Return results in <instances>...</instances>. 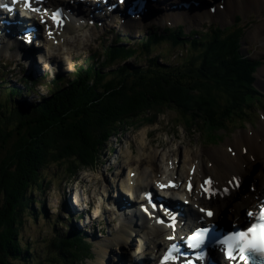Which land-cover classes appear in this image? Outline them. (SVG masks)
Segmentation results:
<instances>
[{
    "label": "trees",
    "instance_id": "obj_1",
    "mask_svg": "<svg viewBox=\"0 0 264 264\" xmlns=\"http://www.w3.org/2000/svg\"><path fill=\"white\" fill-rule=\"evenodd\" d=\"M224 42L211 41L196 48L192 52L195 62L188 59L171 74L155 60V68L151 66L135 80L125 71L110 79L79 76L71 88L31 111L0 112V264L39 261L34 255L29 260L30 247L20 235L26 217L36 219L34 193L43 192L46 181L41 170L54 164L72 176L92 167L117 129L139 121L151 107L169 106L192 120L197 118L192 113L200 109L207 124L215 127L243 115L248 75L236 58L226 71L217 68L216 59L225 61L221 56ZM214 80L220 87H212ZM66 244L72 264L89 255L76 242Z\"/></svg>",
    "mask_w": 264,
    "mask_h": 264
},
{
    "label": "bare ground",
    "instance_id": "obj_2",
    "mask_svg": "<svg viewBox=\"0 0 264 264\" xmlns=\"http://www.w3.org/2000/svg\"><path fill=\"white\" fill-rule=\"evenodd\" d=\"M209 2H211V0H209ZM226 2L227 4L229 2L232 4L234 11H240L242 13L247 11L248 8L257 9L258 7L263 5V3H261V1L259 0H246L240 2H238V0H227ZM204 8L205 7H203L199 11H204L203 10ZM227 8H229V5L227 6ZM196 12L197 10L193 12L194 16ZM222 15L224 16L223 17L224 21H226L228 19V15L225 14L224 12H222ZM211 16H207V17H211ZM199 19L202 20L203 18L201 17ZM194 21L196 22V24L200 22L197 19H194ZM119 22H121V20ZM133 26L134 24H132V22L126 21L123 26V29L127 30ZM262 29H264V27L260 26L256 29V31H261ZM76 30H77L76 26H71L68 29V31L70 32H75ZM67 37H68L67 30H65V32L61 36H57L56 38L59 40L58 45L63 44V40ZM14 41L18 46L19 41L18 40H14ZM169 43L171 44V42ZM192 62L193 60H191V63ZM36 63L38 64V62ZM216 63H218L217 60ZM16 64L19 65L18 63ZM262 74H264V69L261 70L260 72L259 71L257 72L258 76H263ZM262 80L264 81V79ZM227 143H231V142H227ZM223 146H227V147L225 149L202 148L203 150L201 154L196 153L194 150H192L191 152H185V157L187 158L186 165H184L181 169L178 168L177 166L179 164L178 162L179 154H180L179 150L174 151L172 155H168L166 161H163L164 157L162 159H159L157 151L148 152L146 146H143V150H140L142 152V155L141 154L137 155L134 160H132L130 157V155H132V151L130 150V155L127 153L126 155V158L128 160V162L126 163V166H128L127 174L130 177V181L137 187V189L143 190V192L144 189L150 186L152 183L155 184L161 181L163 182V179L178 177L180 180L185 182L184 184H186L187 180L190 179L193 180V182L197 185L199 184V182H201L202 179H206V177L212 176L214 178L215 187L217 189H225L230 191L231 193H234L235 183H237V181H239L240 183L246 182L247 179H245L244 176L245 175L250 176L254 168L259 170L257 171V175H256L259 176V180L263 178L264 122L261 123L259 128L255 130L254 129L247 130L238 134L234 139L233 144L226 145L225 143ZM194 156H199L200 157L199 160L194 158ZM159 161L161 163V166H159L158 163ZM193 165H196V172L193 176H191L189 172ZM188 166L189 169L187 168ZM186 170H188L187 174H186ZM259 180L256 183L257 187L259 186L260 183ZM124 181L125 179L123 178V180L120 183L122 190H125L124 188L126 186ZM109 188H110L109 185H107L104 189L109 190ZM96 191L98 192L97 189ZM74 199L76 202L80 203L77 193H75ZM192 201L194 204L199 202H203V203L207 202L209 205H212L214 207V210L216 212H219V211H223L226 208V206H228L226 202H232V198L231 197H226L224 199L217 198L216 200L210 201L206 193H204L203 196L201 192L196 190L192 194ZM111 202H113V200H111ZM119 202L122 203V199ZM96 205L97 206L101 205V198ZM132 232L134 234L136 233L137 240H134L132 238ZM132 232L128 226L124 225L120 229V232L117 231V233L113 238L111 237L106 239L102 235H98L96 238L97 239L96 243H99L98 245H101L102 249L98 254L97 261H91L90 264H103V261L106 260L107 256L108 259H110L112 255H114V253H112L113 251L114 252L116 251L114 248L117 249V247H119L123 241H129L131 243H137L138 241L140 242V247L137 248L136 250L134 249L135 252H139L137 256V260L141 258L145 260H149L152 257L157 256L159 252H162V245L164 244L163 237L167 232V230L164 227H159L151 224V222L146 221L145 227L142 226L136 230H132ZM106 244L109 247H107ZM112 244L114 245L112 246ZM119 258L121 260L120 256ZM120 260L117 259L115 264H120Z\"/></svg>",
    "mask_w": 264,
    "mask_h": 264
},
{
    "label": "rangeland",
    "instance_id": "obj_3",
    "mask_svg": "<svg viewBox=\"0 0 264 264\" xmlns=\"http://www.w3.org/2000/svg\"><path fill=\"white\" fill-rule=\"evenodd\" d=\"M264 31L261 32V34L263 35ZM83 39V38H82ZM260 39V40H259ZM259 39H257V43L261 44L258 45L257 49H256V54L260 55V56H264V40L262 37H260ZM259 40V41H258ZM85 43V41H84ZM70 47H73L72 44H69ZM78 48V45L76 47H74V49ZM89 54H92V52H90ZM88 53L83 54L80 58V63H84V60L89 56ZM175 55L172 56H168L169 58V62H176V58H179L180 56L178 55V52H174ZM76 56V55H74ZM64 60L66 61H72L74 60L73 57H71L70 55H68V57H62ZM68 65V64H66ZM51 79V77H50ZM175 113H170L167 112L166 114L162 115L160 117V123L154 125V126H147L142 130H147L149 132L148 137L145 138L142 135V131H135L132 133H127L128 135H131L133 137V139L129 142H125L124 144H118L119 149L118 151H120V149H123L125 145H128V143H131L132 146H135L136 144V149L137 146L139 144V149L141 150V148L143 146H146L147 150L149 149V151H158V154L161 157H165L168 154H172L173 151L177 150L179 147L181 148V151H187V149H193L194 151H198L201 147H205V148H210V147H215V148H219L222 147V144H219V146H207L206 143L204 142L203 144L201 143V138H199L198 134L193 135L192 131L190 128H185L183 126H177V117L174 115ZM250 117L252 118L253 122H255V116L250 115ZM264 120V118L261 119L260 122H258V124H261V122ZM245 119H243V124H245ZM238 122V121H237ZM186 129V131H185ZM252 128L248 126L247 130H251ZM241 132L244 131H237V133H235L233 136H231L230 138L226 139V142L230 139H232L234 141V139L236 138L235 135L239 134ZM124 136V135H123ZM126 138L123 137L122 140H124ZM204 139V138H202ZM114 142L115 140L111 142V144H109V148L114 147ZM217 142V140L214 139V144ZM224 142V143H226ZM229 143H226V145H228ZM125 149V148H124ZM135 149V153L137 152V150ZM122 151V150H121ZM123 153V151H122ZM114 158V156H112ZM198 159L200 158L199 156L197 157ZM108 161V158H106V156H104V162ZM126 162H128L127 158L125 160ZM182 166V165H181ZM110 167L109 163L105 164L104 166H102V164L95 168H90L87 169L86 171L82 172L80 174V176L82 178H80V184H78V187L81 186L82 183L86 184V189L90 190L91 193L90 198L93 199L95 202H97L100 199V195L102 193H104V187H106L107 183L106 181H104L103 177H109V175H111V173L114 172V170L110 172L107 171V169ZM116 172V170H115ZM108 173V174H107ZM47 176V177H46ZM46 178V187L49 190V195H51V203L48 201V196H45V199L47 201H45L43 204L47 205L49 208L51 207L52 204H54V208L59 204L60 200H61V196H62V188H63V184H60L63 180L66 179V173L64 171V169L62 167H60L59 165H54L51 164L50 166H48L45 170H41V178ZM58 181L59 180V186H57L55 188L54 185L51 184V181ZM107 181H109L111 184L116 182V178L114 179L113 177H109L107 179ZM45 184V181H44ZM55 188V189H54ZM96 189L98 190V192L96 191ZM35 195L39 196V193H35ZM33 206V205H32ZM35 209V208H33ZM41 221V220H40ZM25 225L27 226L26 228L22 229L21 232V240L26 243H32L34 245V257H39V259L42 256V252L44 251V247H45V251H48L46 248V243L45 240H43L42 238L46 239V240H50L51 235H52V227L51 229L49 227H46L45 229H43L41 227L40 224H38L37 222H35L34 220H29L25 222ZM36 240V241H34ZM36 251V252H35ZM40 255L38 256L37 255ZM49 264V263H46Z\"/></svg>",
    "mask_w": 264,
    "mask_h": 264
},
{
    "label": "snow or ice",
    "instance_id": "obj_4",
    "mask_svg": "<svg viewBox=\"0 0 264 264\" xmlns=\"http://www.w3.org/2000/svg\"><path fill=\"white\" fill-rule=\"evenodd\" d=\"M28 7H31V0H29ZM33 10L35 11L36 9ZM161 187L165 186L161 185ZM189 190H191V185H189ZM207 190L208 189H205V191ZM207 214L209 216L213 215L212 212H208ZM248 215L253 217L256 222L251 224L246 230L228 236L222 243L227 245L229 259H237V257L233 255V251L235 250L242 256L246 253L254 254L264 261V208L260 210L258 217L252 212H249ZM204 238L205 233L199 232L192 237V240L195 244H199Z\"/></svg>",
    "mask_w": 264,
    "mask_h": 264
}]
</instances>
